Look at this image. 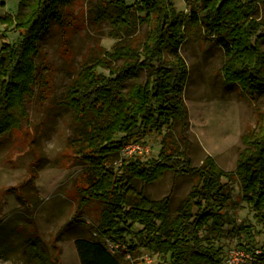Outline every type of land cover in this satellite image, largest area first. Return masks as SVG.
I'll use <instances>...</instances> for the list:
<instances>
[{
	"label": "trees",
	"instance_id": "1",
	"mask_svg": "<svg viewBox=\"0 0 264 264\" xmlns=\"http://www.w3.org/2000/svg\"><path fill=\"white\" fill-rule=\"evenodd\" d=\"M72 1L22 0L17 13L0 17L19 31L15 41H4L0 48V138L28 118L26 99L40 77L36 60L40 41L52 21L62 23V7ZM92 9L110 20L113 36L131 35L139 23H147L150 29L144 43H118L87 64L61 96V105L82 123L71 143L86 167L87 185L81 189L74 218L91 202L102 206L97 238L75 240L82 264H124L105 240L124 244L133 252L138 243H132L129 235L148 251L168 257L169 264H225L216 241L224 235L234 199L224 179L237 177L242 200L264 227V123L244 135L245 148L235 171L224 170L211 156L201 166H193L186 150L178 149L174 141L168 143L177 121L183 128L188 124L184 94L189 66L181 47L191 30L200 28L205 38H213L224 50V82L238 84L256 100L264 93V0H192L187 13L178 10L173 0L134 4L100 0ZM153 131L164 136L157 158H120L127 143ZM169 171L197 178L174 213L172 193L155 199L145 187ZM136 224L141 226L139 231ZM240 229L251 248L253 226ZM255 257L264 264V251Z\"/></svg>",
	"mask_w": 264,
	"mask_h": 264
},
{
	"label": "rangeland",
	"instance_id": "2",
	"mask_svg": "<svg viewBox=\"0 0 264 264\" xmlns=\"http://www.w3.org/2000/svg\"><path fill=\"white\" fill-rule=\"evenodd\" d=\"M21 1L0 0V17L17 13ZM97 1L100 0H73L62 7V23L51 22L36 58L38 84L26 99L29 116L20 128L0 138V264H82L75 240L97 238L100 203L91 202L77 220L74 218L81 189L87 185L86 167L71 143L82 123L71 109L61 105V96L87 64L94 63L118 43H144L150 29L147 23H139L131 35L113 36L110 20L99 17L92 9ZM136 1L126 0L128 4ZM190 1L173 0L178 10L186 13ZM191 32L181 47L189 66L184 94L188 124L183 128L177 121L168 143L174 141V146L186 150L195 167L211 156L221 168L233 172L245 148L244 135L260 122L264 123V93L252 100L238 84H226L222 71L223 48L213 38H205L200 28ZM18 35L14 26L8 27L0 20V48L4 41L13 42ZM100 71L109 73L104 67ZM138 142L143 146L142 151H124L120 158L155 159L164 136L153 131ZM119 165L120 161L115 163L116 168ZM196 181L194 174L169 171L145 187L147 194L155 199L172 193L174 213ZM224 181L229 184L234 199L228 209L224 235L216 241L225 263L231 248L248 245L241 225L253 226L255 237L250 247L264 251V227L242 200L237 177ZM136 182L142 186L141 181ZM134 228L139 231L141 226L136 224ZM128 239L138 243V248L130 252L126 246L128 252L119 255L124 264H145L146 256L153 259V264H169L168 257L148 251L136 237L129 235Z\"/></svg>",
	"mask_w": 264,
	"mask_h": 264
},
{
	"label": "built area",
	"instance_id": "3",
	"mask_svg": "<svg viewBox=\"0 0 264 264\" xmlns=\"http://www.w3.org/2000/svg\"><path fill=\"white\" fill-rule=\"evenodd\" d=\"M143 146L138 142V140L131 141L127 143L123 149L124 151H142ZM105 245L109 251L113 254H121L128 252L126 245L124 244H114L110 240H105ZM125 251H123V250ZM262 251L245 246H235L228 251L225 258V264H261V262L256 260V255L260 254ZM145 264H153V259L150 256L145 257Z\"/></svg>",
	"mask_w": 264,
	"mask_h": 264
}]
</instances>
